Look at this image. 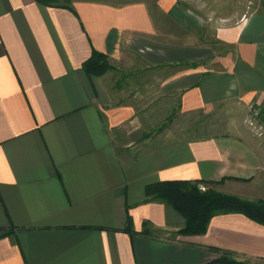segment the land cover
<instances>
[{"label":"crops","instance_id":"0c3cea01","mask_svg":"<svg viewBox=\"0 0 264 264\" xmlns=\"http://www.w3.org/2000/svg\"><path fill=\"white\" fill-rule=\"evenodd\" d=\"M248 1L0 0V264H264V224L182 235L145 194L186 179L264 199L246 123L251 103L264 123V0ZM94 49L103 75L83 68Z\"/></svg>","mask_w":264,"mask_h":264},{"label":"trees","instance_id":"16d2710c","mask_svg":"<svg viewBox=\"0 0 264 264\" xmlns=\"http://www.w3.org/2000/svg\"><path fill=\"white\" fill-rule=\"evenodd\" d=\"M36 1L46 6H58L59 4L58 0ZM69 8L72 9L70 6ZM83 68L92 75L105 74L110 68L108 55L94 49ZM203 183L214 184L215 182L186 179L153 182L145 187L146 201L166 203L176 209L185 220L184 226L179 231L182 235L205 234L211 219L216 215L226 213H242L264 224V200L243 199L237 195L216 190L212 186L202 190L200 186ZM143 231L147 229L144 228ZM214 263L251 264L247 260H238L229 252H223L220 257L211 262V264Z\"/></svg>","mask_w":264,"mask_h":264},{"label":"built area","instance_id":"2783aa9c","mask_svg":"<svg viewBox=\"0 0 264 264\" xmlns=\"http://www.w3.org/2000/svg\"><path fill=\"white\" fill-rule=\"evenodd\" d=\"M248 108L250 112V125L254 128L255 134L261 137L264 135V125L261 122L262 109L256 106L254 103L249 104Z\"/></svg>","mask_w":264,"mask_h":264},{"label":"rangeland","instance_id":"374dc122","mask_svg":"<svg viewBox=\"0 0 264 264\" xmlns=\"http://www.w3.org/2000/svg\"><path fill=\"white\" fill-rule=\"evenodd\" d=\"M70 2V1H72V0H58V2L59 3H65V2ZM120 1H128V0H120ZM251 1H253V0H249L248 1V6H251ZM248 110H249V108H248ZM261 122H262V124L264 125V123H263V120L261 119ZM246 123H247V125H248V127L251 129V131H252V133L254 134V135H256L255 134V131H254V128L250 125V120H249V117L246 119ZM209 124V123H208ZM214 124V123H213ZM210 125V124H209ZM215 126V125H214ZM256 136H258V135H256ZM264 136V135H263ZM263 136H261V137H263ZM259 137V136H258ZM204 187V188H203ZM200 188L202 189V190H206L207 188H208V186H203V185H201L200 186ZM256 192V191H255ZM226 193V192H225ZM229 194V193H228ZM255 194H258V195H263L264 196V189L262 188V189H260V191H257ZM234 195V194H233ZM247 200H249V199H247ZM256 200H264V199H256ZM247 262H249V263H251V264H253L252 263V261H250V260H247Z\"/></svg>","mask_w":264,"mask_h":264}]
</instances>
